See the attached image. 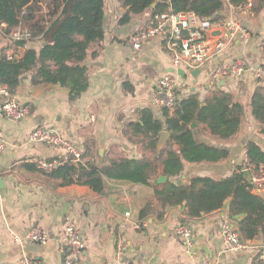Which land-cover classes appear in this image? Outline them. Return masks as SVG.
Masks as SVG:
<instances>
[{"label": "crops", "instance_id": "obj_1", "mask_svg": "<svg viewBox=\"0 0 264 264\" xmlns=\"http://www.w3.org/2000/svg\"><path fill=\"white\" fill-rule=\"evenodd\" d=\"M252 1L254 5H264V0ZM129 8L119 0H105V38L101 47L91 48L90 54L95 49L100 53L87 60L90 88L79 100L70 102L69 91L61 87H33L31 75L26 74L14 96L30 106L31 113L22 121H12L3 116L0 105V129L6 141L0 155V264H18L24 256L42 264H65L68 252L64 235L70 223L76 224L85 242L80 264H264L263 240L251 241L253 248L239 252L225 245L221 229L224 216H229L228 209L189 219L186 209L180 206L168 210L162 219L151 215L140 220V210L147 202L157 204L154 186L163 184L158 182L163 175L153 187L106 179L104 193L97 194L77 183L63 186L60 178L38 170L33 163L34 159L63 155L60 149L29 140L30 133L38 127L57 129L79 147L85 165L103 167L119 158L151 156L132 142L124 129L129 123L140 122V111L146 108L163 120L162 110L153 104L154 89L162 76L174 73V68L163 40L148 42L140 52L127 44L132 34L153 24L154 16L149 10L121 25ZM224 15L225 19L234 17L249 29L250 43L244 46L236 40L203 67L197 79L192 76L193 71H185L186 78L180 76V93L195 91L204 100L214 89L207 79L219 62L248 56L255 65H264V6L254 17L233 15L229 6ZM220 32L216 28L210 35L218 38ZM7 44L0 36V48ZM42 44L37 41L30 46L40 50ZM259 85L264 88V83L251 75L220 83L219 87L231 92L244 107L242 129L231 141H220L198 125L197 134L201 142L229 151L230 157L217 164H188L183 176L172 182L182 180L185 184L190 177L218 180L236 171H247L248 143L254 142L264 152L263 126L254 119L250 108ZM181 224L189 225L193 231L194 255L187 252L177 236ZM33 227L46 232V244L14 242L13 235L24 236Z\"/></svg>", "mask_w": 264, "mask_h": 264}, {"label": "trees", "instance_id": "obj_2", "mask_svg": "<svg viewBox=\"0 0 264 264\" xmlns=\"http://www.w3.org/2000/svg\"><path fill=\"white\" fill-rule=\"evenodd\" d=\"M130 7L120 20L125 25L134 15L151 11L152 15L171 9L174 13H194L200 19L219 22L225 19L226 0H119ZM248 0H229L240 5ZM263 3L254 6L259 14ZM105 0H0V36L7 41L0 48V83L15 95L23 76L31 75V84L57 86L69 91L74 103L90 88L89 57L96 58L99 50L90 54L93 46H102L105 38ZM25 29L31 40L16 42L19 58L9 60L7 48L13 42L12 34ZM42 42L36 50L32 43ZM264 58V40L262 42ZM264 67V65H262ZM175 110H162L163 120L155 117L152 110L140 111V122H132L124 134L138 143L151 156L140 159L119 158L108 166L96 167L80 163H68L55 171L53 176L62 180L63 186L81 184L95 193L103 194L105 180L124 181L153 187L163 175L168 181L155 185V201L147 202L140 210V220L151 215L163 218L172 209L183 206L189 219L221 211L226 203L229 217L234 219L247 241H264V195L252 192V186L244 173L234 172L223 179L190 177L185 184L172 182L183 176L188 164H217L230 157L229 151L219 149L199 140L196 123L220 141H231L241 131L244 107L235 101L231 92L221 87L211 89L202 100L198 92H179ZM254 119L264 134V88L259 85L250 103ZM167 131L170 139L165 149L157 152L161 133ZM248 163L264 166V152L254 142L247 145ZM260 264L261 262H257Z\"/></svg>", "mask_w": 264, "mask_h": 264}, {"label": "built area", "instance_id": "obj_3", "mask_svg": "<svg viewBox=\"0 0 264 264\" xmlns=\"http://www.w3.org/2000/svg\"><path fill=\"white\" fill-rule=\"evenodd\" d=\"M231 13L236 16L254 17V2L248 0L240 5H232L226 0ZM220 29V36L214 38L211 32ZM13 42L6 51L9 60L19 58L16 42L31 40V34L25 29H17L12 34ZM252 34L240 21L232 18L213 22L211 19L202 20L194 13H174L171 9L155 14L153 24L146 29L132 34L127 44L136 52L144 49L146 44L152 40L161 39L165 42L167 50L172 56L174 73H167L162 76L154 89L153 104L161 109L173 113L179 99V85L181 77L178 74L180 69L186 72L201 69L209 64L212 59L218 57L225 49L236 40L244 46H248ZM251 75L257 82L264 83V67L255 65L248 56H242L232 62H219L214 65L207 79L211 88H217L226 79L236 80ZM0 102L3 116L12 121H22L30 113V106L22 103L17 97L11 94L10 89L0 83ZM29 140L32 143L43 144L63 151L60 158L34 159L33 163L37 169L52 174L66 164L74 162L84 164V157L75 144L63 136L57 129L38 127L34 129ZM6 148L4 133L0 129V155ZM252 192L256 195H264V166L249 164L247 169ZM126 216H130L127 213ZM177 236L183 242L187 252L194 255L195 239L189 225L181 224L177 228ZM221 234L225 245L234 252L245 251L254 246L250 241L245 240L236 221L229 216H224L222 221ZM48 235L40 228L33 227L24 236L13 235L16 244L25 242L46 244ZM67 245V257L65 264H80L81 255L85 249V242L79 228L70 223L64 235ZM264 260V257L261 258ZM18 264H42L30 257L24 256ZM123 264H129L124 262Z\"/></svg>", "mask_w": 264, "mask_h": 264}, {"label": "water", "instance_id": "obj_4", "mask_svg": "<svg viewBox=\"0 0 264 264\" xmlns=\"http://www.w3.org/2000/svg\"><path fill=\"white\" fill-rule=\"evenodd\" d=\"M201 71H202L201 69H196L195 71L192 72V76L195 79H197L198 76H199V74L201 73ZM178 74L182 77V79H185L186 78V72H185L184 69H180L178 71ZM192 128H197V124L196 123H193L192 124ZM169 137H170V134L167 131H163L161 133V139H160V142H159L158 152H161L164 149L165 145L167 144V141H168ZM244 175H245L246 180L249 181V173H248V171H245L244 172ZM167 181H168V177L167 176H161L158 179V182L159 183H165ZM1 183H2V179L0 178V186H1ZM178 184H182V180H180L178 182ZM229 204H230V201H228L226 203V205L224 207V210H227L228 209Z\"/></svg>", "mask_w": 264, "mask_h": 264}, {"label": "rangeland", "instance_id": "obj_5", "mask_svg": "<svg viewBox=\"0 0 264 264\" xmlns=\"http://www.w3.org/2000/svg\"><path fill=\"white\" fill-rule=\"evenodd\" d=\"M12 45V44H11Z\"/></svg>", "mask_w": 264, "mask_h": 264}]
</instances>
